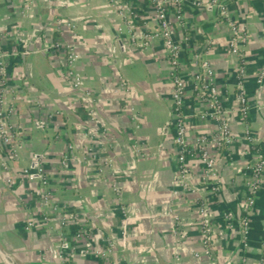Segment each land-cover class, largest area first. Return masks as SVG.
Returning <instances> with one entry per match:
<instances>
[{"label": "crops", "instance_id": "crops-1", "mask_svg": "<svg viewBox=\"0 0 264 264\" xmlns=\"http://www.w3.org/2000/svg\"><path fill=\"white\" fill-rule=\"evenodd\" d=\"M222 1L240 28L238 54L230 46L227 17L216 7H198L193 0L170 7L190 145L216 129L219 108L233 131L232 143L216 156L215 177H205L190 150L184 163L193 188L188 190L177 181L172 64L163 41L148 37L159 26L154 0H0L7 34L0 90L15 108L19 144L14 160L0 146V264H10L3 255L12 264H61L54 254L63 239L72 244L65 264H264V170L255 187L249 185L250 165L264 159V79L258 82L264 0ZM60 19L74 26L56 29ZM67 44L78 54L74 69L81 88L66 75ZM202 61L210 65L215 97L209 91L197 95L194 78L204 73ZM241 79L246 114L237 100ZM65 153L72 160L62 167ZM34 155L44 156L54 201L71 215L63 230L53 222L59 213L42 203L38 184L22 177ZM201 205L207 208L211 254L195 257L205 248ZM46 215L52 219L44 220ZM244 216L250 221L246 233ZM105 247L106 257L96 253ZM84 248L89 251L82 253Z\"/></svg>", "mask_w": 264, "mask_h": 264}, {"label": "built area", "instance_id": "built-area-1", "mask_svg": "<svg viewBox=\"0 0 264 264\" xmlns=\"http://www.w3.org/2000/svg\"><path fill=\"white\" fill-rule=\"evenodd\" d=\"M114 4H117V0H111ZM180 0H154L156 8V16L159 22L157 31L148 36L149 38L158 37L163 41L166 52L169 56V59L172 64V73H171V84H172V99H173V116L171 119V126L174 131V148L177 155V160L180 162V177L177 180L185 189L193 190L192 187L188 186L186 177L188 172L184 165L186 161L187 154H189L192 148L195 149L199 161L202 165V172L206 178H212L216 176V156L218 151L229 145L233 141V131L230 123L227 120L225 112L218 109V118L219 122L216 129L207 134L198 135L194 141L193 145H190L187 137V122L184 115V108L186 105L187 97L185 95V82L178 72V68L181 64V47L178 42H176L173 30L172 23L174 17L170 13L171 5L176 6ZM193 4L198 7H216L219 12L227 17V22L232 32L230 39V46L234 54H238V36H240V28L236 25L235 21L231 18L228 6L222 0H193ZM24 9H29L28 6L24 5ZM56 29L61 27H72L74 23L71 20L60 19L56 23ZM5 38L7 34L4 31L3 23L0 20V89L2 90L4 86V74L6 72L7 56L4 46ZM65 62H66V75L70 79V82L74 88L82 87V77L79 76L74 69V65L78 59V54L75 49L67 44L66 49L64 50ZM197 59H200L199 56H196ZM201 65L204 69L203 75L198 74L194 78V83L197 88V95L199 97H205L209 92L212 96L215 95V89L210 87L208 80L210 78V65L207 62H201ZM239 72L242 74L243 70L240 69ZM264 79V67L259 73L258 82H262ZM122 88L126 87L125 83L121 84ZM238 91H237V100L240 105L241 110L244 114L247 113L249 108L247 96L245 94V85L241 80L238 82ZM87 95L90 94L89 91H85ZM215 97V96H214ZM88 100V99H87ZM4 101L0 99V146L4 148L7 152L8 158L14 160L19 155V144H18V128L15 123L12 122L15 115L14 107L4 106ZM217 99L213 100L210 103L212 108L215 107ZM216 108V107H215ZM88 109L92 116H96V112L88 106ZM72 160L70 153H65L60 160V165L62 167H67ZM3 168L8 169V164L3 163ZM264 170V159L260 158L255 163L250 165V183L251 187H255V184L259 181L260 175ZM22 177L27 182H32L38 184L40 187V198L43 204L51 208L52 213H59L58 216L54 219V223L60 227L61 230L66 228L71 221V215L68 213V209L54 201V190L51 188V174L46 170L44 164V156L34 155L33 163L29 166L22 169ZM11 181V178H8ZM114 189H117V186H114ZM216 188H213L215 190ZM247 203L249 206L253 205L255 200L254 196L249 194L247 196ZM199 217L201 223V229L203 234V244L205 248L201 252H195V257L209 256L211 254V230L208 222V213L207 208L204 205L199 207ZM225 219L229 224H232L233 216L231 213L224 215ZM52 219L50 215H46V221ZM241 228L247 231L250 221L247 216L242 217L240 220ZM33 226L32 221H28L26 228L30 229ZM77 237L83 236V233H77ZM242 244L247 246L246 239L244 238ZM108 247L99 248L96 250V253L107 256ZM72 250V244L70 241L63 239L58 244V247L55 251L54 257L61 261V264H65L68 252ZM88 248H84L82 253H87ZM5 260L8 263H13L9 256L3 255Z\"/></svg>", "mask_w": 264, "mask_h": 264}, {"label": "rangeland", "instance_id": "rangeland-1", "mask_svg": "<svg viewBox=\"0 0 264 264\" xmlns=\"http://www.w3.org/2000/svg\"><path fill=\"white\" fill-rule=\"evenodd\" d=\"M0 96H1L2 101H4V93H1V90H0ZM3 103H4V106H5V107L8 105V103L5 102V101H4ZM6 104H7V105H6ZM7 107H10V105L7 106Z\"/></svg>", "mask_w": 264, "mask_h": 264}, {"label": "water", "instance_id": "water-1", "mask_svg": "<svg viewBox=\"0 0 264 264\" xmlns=\"http://www.w3.org/2000/svg\"><path fill=\"white\" fill-rule=\"evenodd\" d=\"M10 264H12V263H10Z\"/></svg>", "mask_w": 264, "mask_h": 264}]
</instances>
